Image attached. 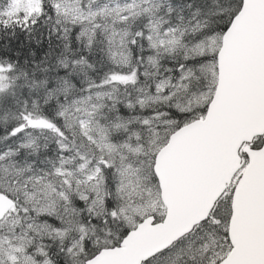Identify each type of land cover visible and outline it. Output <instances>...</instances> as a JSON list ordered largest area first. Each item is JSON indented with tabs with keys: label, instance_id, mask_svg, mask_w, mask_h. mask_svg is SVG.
I'll list each match as a JSON object with an SVG mask.
<instances>
[{
	"label": "snow or ice",
	"instance_id": "1",
	"mask_svg": "<svg viewBox=\"0 0 264 264\" xmlns=\"http://www.w3.org/2000/svg\"><path fill=\"white\" fill-rule=\"evenodd\" d=\"M0 264H264V0H0Z\"/></svg>",
	"mask_w": 264,
	"mask_h": 264
}]
</instances>
